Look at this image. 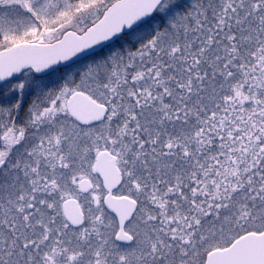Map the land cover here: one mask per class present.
I'll list each match as a JSON object with an SVG mask.
<instances>
[{
	"label": "snow or ice",
	"instance_id": "6c2138e0",
	"mask_svg": "<svg viewBox=\"0 0 264 264\" xmlns=\"http://www.w3.org/2000/svg\"><path fill=\"white\" fill-rule=\"evenodd\" d=\"M0 264H264V0H0Z\"/></svg>",
	"mask_w": 264,
	"mask_h": 264
}]
</instances>
